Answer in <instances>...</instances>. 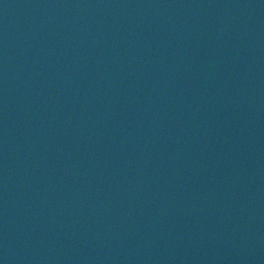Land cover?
I'll use <instances>...</instances> for the list:
<instances>
[{
	"label": "water",
	"instance_id": "water-1",
	"mask_svg": "<svg viewBox=\"0 0 264 264\" xmlns=\"http://www.w3.org/2000/svg\"><path fill=\"white\" fill-rule=\"evenodd\" d=\"M0 264H264V0H0Z\"/></svg>",
	"mask_w": 264,
	"mask_h": 264
}]
</instances>
